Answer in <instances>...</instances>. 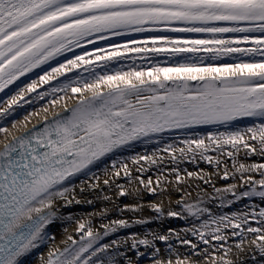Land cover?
<instances>
[{"label": "snow or ice", "instance_id": "snow-or-ice-1", "mask_svg": "<svg viewBox=\"0 0 264 264\" xmlns=\"http://www.w3.org/2000/svg\"><path fill=\"white\" fill-rule=\"evenodd\" d=\"M60 56H65L64 62L45 70L38 80L0 104V118L32 103L25 99L29 93H36L35 100L52 95L51 103L64 101L65 109V114L52 120L45 116L43 126L14 136L11 142L9 129L0 126V133L5 134L0 150V264H23V257L45 244L58 209L72 203L73 180L133 142H152L153 137L162 139L173 130L223 126L224 131L181 141L187 145L178 149L181 156L194 151L193 145L201 155L212 145L223 154V146L230 145L227 155L234 167L233 154L241 146L246 156L264 157V0H0V93ZM68 73L77 75L68 77ZM58 77L67 79L53 85ZM40 85L52 86L37 92ZM57 93L63 95L57 97ZM68 99H75L71 108ZM245 119L252 125L229 130ZM168 150L177 151L172 145L160 149ZM148 159L133 158L134 162ZM121 166L127 174V165ZM237 171L242 180L244 173L252 171L264 177V163H240ZM223 179H229L226 170ZM249 180L250 176L245 183ZM252 183L260 190L252 187L237 193L232 184L216 192L231 193L236 200L253 196L264 200V178ZM148 190L155 193V189ZM200 200L204 203L203 197ZM232 202L221 197V205ZM151 208L157 219L165 214L185 219L171 209L165 213L162 206ZM185 210L197 220L207 215L199 228L184 230L204 245H209V236L226 241L223 229L231 228V234L240 237L236 247L243 251V225L248 233L256 234L254 242H264V208L231 216L214 215L209 208L193 204L185 205ZM249 215L259 218L258 227L249 223ZM112 224L115 227L105 226L104 236L132 226L123 219ZM79 232L86 241L73 247L77 242L68 236L72 244L50 251L44 264H124L115 258L120 252L107 261L100 255L110 245L94 246L101 236L93 233L90 223H80ZM170 238L171 234L154 233L152 239L133 235L130 248L151 249L155 264H199L203 259L195 251L198 245L186 238L181 243L190 246L196 261H173L170 244L161 259L155 241L167 243ZM256 247L264 256V243ZM202 251L211 255L208 248ZM231 251L214 257L212 264H233L226 258ZM125 260L133 264L131 258L125 256Z\"/></svg>", "mask_w": 264, "mask_h": 264}, {"label": "bare ground", "instance_id": "bare-ground-1", "mask_svg": "<svg viewBox=\"0 0 264 264\" xmlns=\"http://www.w3.org/2000/svg\"><path fill=\"white\" fill-rule=\"evenodd\" d=\"M76 51L80 52L82 50L77 49ZM66 56L70 58L72 53H67ZM64 60L65 56L57 57L48 64L41 66V68L34 69L26 76L21 77L20 80L0 95V104L9 99L10 96L15 95L26 84L38 80L40 76L44 75L45 70H51ZM97 71L102 70L97 69ZM76 75V73H68V77ZM66 79L67 77H58L52 81V84L58 85ZM51 86L40 85L37 92L47 91ZM62 95L63 93L56 94L57 97ZM35 96L36 93H29L25 99H32V103L24 104L23 107L17 106L12 116L0 118V126L9 129L8 142H11L14 136H20L33 128L43 126L45 116L48 120H52L56 116L65 114V109L62 107L64 101L52 104V95L46 96L43 100H35ZM69 96H71V93H69ZM74 104L75 99L67 100L68 108L73 107ZM45 108L47 109L46 113ZM13 123H15V127H13ZM252 123L250 119L241 120L235 122L233 128L229 130L249 127ZM217 130L224 131L225 129L223 126H200L194 129L173 130L164 133L162 139L153 137L152 142H133L130 146L118 150L98 162L86 174H82L73 180L70 187H73L74 191L69 196L72 203L58 209V218L47 229L48 241L23 257V264H44L50 251L64 250L72 244V241L67 239L68 236H71L77 242L73 247H78L79 244L87 240V237L79 232L80 223H85L86 226L90 223L93 233L100 234L101 238L94 245L95 247L105 244L110 245L105 253L100 254L105 257L106 261L115 253L120 252L121 255H116L115 258L123 261L124 264H127L125 256L131 258L133 264H155L151 249L139 245V252H137L135 249H131L130 245L133 235L138 239H152V234L159 233L161 235L171 234V238L167 243L155 241L156 246L161 249V259L167 256L168 244H170L173 246L174 251L169 258L173 261L177 259L175 258L177 255L187 256H182L180 259L187 258L196 261L198 258L192 255L193 250L190 246L181 243V240L186 238L198 245L195 251L203 257L199 260V264H212L214 257L223 256L224 251L229 248L232 251L226 258L231 259L233 264H264V256L260 255L256 247V244L264 242L248 241L250 237L256 234L248 233L246 231L247 225H243L245 228L244 241L248 242L247 245H241L243 251L236 247L237 244H240V237L233 236L231 228L223 229L227 237L226 241H216L209 236V245H204L198 239V236H192L191 232L184 231L185 229L199 228L203 219L207 218V215L202 216L199 220L192 217L185 210L187 204L207 207L214 215L226 214L229 216L258 212L260 208H264V200L259 197H243L236 200L231 193L221 192L218 194L216 192V189L223 190L232 184L236 185L234 191L237 193H242L246 189L250 190L252 187L260 190L258 184L252 183V181L264 178L260 176L258 171L244 173V179L242 180L240 178L241 173L237 171V168L240 163H244L246 166L254 163H264V157L255 154L246 156V150L241 146L239 152L234 151L233 155L236 161V167H234L233 158L227 155V151L232 150L230 145L223 146V154L219 149H216L215 145H212L209 151L203 155H201L200 149H195V145L192 146L194 151L187 152L183 156L178 151L180 148L187 149V145L181 143V141L205 137ZM4 135V133H0V150L3 149L5 142L3 140ZM205 143L209 142L205 141ZM248 143L253 144L254 142L248 140ZM167 145H172L177 151H160V149L166 148ZM205 155L210 156L211 161L205 160L203 158ZM139 156H148L150 159L134 162L133 158ZM113 163L116 164L115 169L112 167ZM122 164L127 165V174H125ZM225 170L229 175L227 180L223 179ZM117 171L119 175H116ZM189 173L193 175L190 176ZM249 176L251 180L246 184L245 180H248ZM105 180L108 181L107 184ZM149 180L151 184L148 183ZM205 180L208 183H205ZM141 181L144 183L142 184ZM148 189H155V193ZM122 191L127 195H120ZM200 197H203L204 203H201ZM221 197L226 201L233 202L221 205ZM76 201H80V203H76ZM153 204L162 206L165 213L169 209L181 213L185 219L169 217L166 214L163 218L157 219L151 208ZM132 208H137V211H130ZM193 211H196V209L194 208ZM119 219L127 220L132 226L104 236L105 226L115 227L112 221ZM257 219L259 218L254 219L249 215V223L253 227L259 226ZM135 220L148 222L134 224ZM102 221L103 223H101ZM113 241L116 243H113ZM216 245H219V247H216ZM204 248H208L211 255L205 254L202 251Z\"/></svg>", "mask_w": 264, "mask_h": 264}, {"label": "rangeland", "instance_id": "rangeland-1", "mask_svg": "<svg viewBox=\"0 0 264 264\" xmlns=\"http://www.w3.org/2000/svg\"><path fill=\"white\" fill-rule=\"evenodd\" d=\"M255 239V236H252V237H250L249 239H248V241H250V242H253V240ZM247 241H243V243L241 244L242 246H244V245H247ZM182 256H186V255H177V256H175V258H181ZM187 257V256H186ZM190 258V257H189Z\"/></svg>", "mask_w": 264, "mask_h": 264}]
</instances>
